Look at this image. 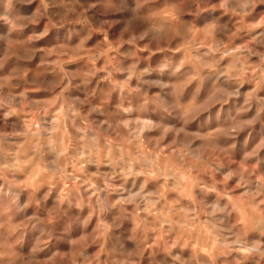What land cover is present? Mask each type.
<instances>
[{
  "label": "clouds",
  "instance_id": "1",
  "mask_svg": "<svg viewBox=\"0 0 264 264\" xmlns=\"http://www.w3.org/2000/svg\"><path fill=\"white\" fill-rule=\"evenodd\" d=\"M0 264H264V0H0Z\"/></svg>",
  "mask_w": 264,
  "mask_h": 264
}]
</instances>
